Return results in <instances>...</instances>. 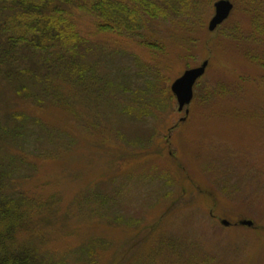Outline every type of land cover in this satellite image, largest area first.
Listing matches in <instances>:
<instances>
[{"label": "rangeland", "instance_id": "374dc122", "mask_svg": "<svg viewBox=\"0 0 264 264\" xmlns=\"http://www.w3.org/2000/svg\"><path fill=\"white\" fill-rule=\"evenodd\" d=\"M214 1L120 34L62 4L76 55L0 29L1 192L35 207L17 242L65 264H264V0H230L210 33ZM206 59L185 116L170 85Z\"/></svg>", "mask_w": 264, "mask_h": 264}, {"label": "trees", "instance_id": "16d2710c", "mask_svg": "<svg viewBox=\"0 0 264 264\" xmlns=\"http://www.w3.org/2000/svg\"><path fill=\"white\" fill-rule=\"evenodd\" d=\"M192 2L193 0H88L82 5L76 0H0V9L7 8L12 12L10 25L2 24L0 29L2 32L8 28L12 30V34L8 37L10 38L8 45L11 49L18 45L41 52L53 51L56 48L72 52L73 49L76 55L83 40H73L76 36L69 35L62 16V4H76L78 7H83L93 16L101 19V23L98 24L100 30H112L120 34L137 30L147 21L167 18L171 15L177 16ZM144 44L151 47L152 42H144ZM69 46L72 48L70 49ZM10 55L11 50L6 51L5 55L0 56V63L12 60L9 59ZM47 67L52 69L51 64ZM59 69L68 71L76 77H83L84 67L77 66L75 61L66 62ZM21 89L25 91L24 88ZM16 133L15 131L13 134ZM2 180L0 182V264H65L64 261H46L37 254L34 247L16 241L17 233L27 228L31 212L35 207L21 194L1 192Z\"/></svg>", "mask_w": 264, "mask_h": 264}, {"label": "water", "instance_id": "95a60500", "mask_svg": "<svg viewBox=\"0 0 264 264\" xmlns=\"http://www.w3.org/2000/svg\"><path fill=\"white\" fill-rule=\"evenodd\" d=\"M214 13L209 19L207 24L208 31H214L225 19L228 18L232 9L233 3L230 0H216L213 3ZM208 65V60H204L200 65L185 69L183 73L177 77L170 85L172 94L174 95L177 102V110L182 111L184 109L187 115L188 109L186 106L190 103L193 97V86L197 79L201 77ZM181 120H185L182 117ZM222 224L228 225L229 222L226 219L221 220ZM242 225L251 226V220H241L239 222Z\"/></svg>", "mask_w": 264, "mask_h": 264}]
</instances>
